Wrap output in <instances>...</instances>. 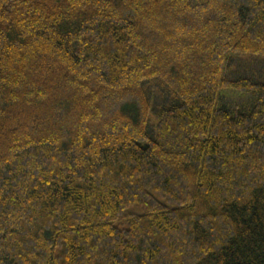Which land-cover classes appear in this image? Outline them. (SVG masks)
Listing matches in <instances>:
<instances>
[{
  "label": "trees",
  "instance_id": "trees-1",
  "mask_svg": "<svg viewBox=\"0 0 264 264\" xmlns=\"http://www.w3.org/2000/svg\"><path fill=\"white\" fill-rule=\"evenodd\" d=\"M0 264H264V0H0Z\"/></svg>",
  "mask_w": 264,
  "mask_h": 264
}]
</instances>
